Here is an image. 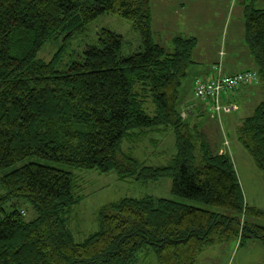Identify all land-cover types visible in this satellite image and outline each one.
<instances>
[{
	"label": "trees",
	"instance_id": "16d2710c",
	"mask_svg": "<svg viewBox=\"0 0 264 264\" xmlns=\"http://www.w3.org/2000/svg\"><path fill=\"white\" fill-rule=\"evenodd\" d=\"M108 13L132 23L137 48L124 54L122 34L89 31L91 41L77 59L60 68L65 43L80 32L86 36L89 24ZM244 19L255 65L231 72L215 62L205 76H195L192 99L183 104V80L199 64L198 39L176 35L171 45L155 39L150 0H0V171L32 159L0 177V264H139L150 249L158 264H196L216 242L256 239L264 245V209L246 202L230 140L205 119L213 112L224 120L239 109L238 91L257 87L262 100L246 105L236 137L264 176V9L247 6ZM60 37L59 50L40 58ZM246 72L256 75L253 84L218 97L196 96L199 79ZM181 110L192 114L185 118ZM167 130L175 148L167 163L150 164L124 149L144 139L161 146L154 133ZM222 142L227 147L221 152ZM71 168L140 182L171 177L174 197L105 203L97 229L76 240L68 216L81 200ZM27 202L36 211L30 220L20 208Z\"/></svg>",
	"mask_w": 264,
	"mask_h": 264
},
{
	"label": "rangeland",
	"instance_id": "374dc122",
	"mask_svg": "<svg viewBox=\"0 0 264 264\" xmlns=\"http://www.w3.org/2000/svg\"><path fill=\"white\" fill-rule=\"evenodd\" d=\"M150 5L153 11L155 39L163 41L166 45H171V39L176 33H180L177 35H185V32H187L192 36L198 37L194 59L199 61V68L194 66L189 70L181 86L182 95H184L186 90L190 89L195 78L194 73H198V70H202L207 66L211 67L215 62H222L227 71L237 69L240 64L243 66L246 63L249 64L248 57L252 58V56L245 44L244 11L247 6L264 9V0H191V2H184L183 0H150ZM166 6L170 8V14L168 15L171 18L162 16V14H166ZM101 28H109L124 36V54L137 48L139 42L134 46L131 45V41L134 42L136 36H139L132 27V23L118 14H104L89 24L86 36L83 35V31L65 43V47L61 52L62 61L60 68L70 60L77 59L84 46L91 41L87 37L90 34L89 31L91 33L96 31L97 33ZM139 40L141 41V39ZM62 45V37L48 42L39 53V57L44 59L51 58L52 54H55ZM191 99L192 97L188 100ZM261 100L257 87L244 86L235 96V102L239 106L238 110L227 113L224 120L220 119L222 113L213 112L210 115V119H208V115H206L205 119L212 126L211 130L215 131L218 127L222 135L225 133V138L227 137L230 140L229 152L241 181L246 202L250 206L264 209L263 173L236 137V123L241 122V119L246 115V105L254 106ZM147 106L152 108L153 104L149 101ZM248 109L250 110V108ZM181 112L184 113L185 118L192 114L183 110ZM216 115L218 116L216 117ZM193 119L195 122L200 121L199 117ZM168 130L172 131L171 129ZM168 130L154 133L156 134L157 142L161 139L163 143L161 146L158 145L156 147L153 143L150 144L148 139H144L136 144L126 143L124 149H132L135 155L140 156L150 164L167 163L172 154L175 153V148L171 146L174 138ZM214 140L221 142L222 138L214 134ZM224 144L227 145L228 141L225 140ZM219 145L222 151L227 147L223 145V142ZM161 150H164L165 153L162 152L160 155L158 152H161ZM29 160L32 159H26L0 171V177L11 169L29 162ZM71 171L75 175L76 192L81 200L74 206L68 216V226L76 240L83 239L97 229L96 214L98 209L105 203L116 201L125 196L141 197L154 195L167 198L174 197L171 192V177H163L157 181L147 180L140 182L121 180L114 172L99 173L93 169L80 168H71ZM2 192H4V189L0 185V193ZM23 207L26 211L25 217L27 220L35 217L36 211L29 202L22 203L20 208ZM235 242H238V240L233 238L228 241L211 244L199 254L196 264H264V247L259 243L260 241L247 239L237 249H235ZM223 244H225L224 247L219 249ZM244 249L246 250V257L241 258ZM214 250H219L220 254H217ZM139 264H158L157 256L150 249L146 254L145 252L142 254Z\"/></svg>",
	"mask_w": 264,
	"mask_h": 264
},
{
	"label": "built area",
	"instance_id": "2783aa9c",
	"mask_svg": "<svg viewBox=\"0 0 264 264\" xmlns=\"http://www.w3.org/2000/svg\"><path fill=\"white\" fill-rule=\"evenodd\" d=\"M257 77L253 72L239 73L234 76H223L217 79L211 78L206 81H202L201 79L197 80L196 83V96L200 99H205L209 96L218 97L220 92L226 91L231 87H240L243 84H253L256 81ZM235 105L224 106L223 109L225 111H229L231 109L236 108ZM218 110L220 106L216 107ZM209 110H212V106L210 105Z\"/></svg>",
	"mask_w": 264,
	"mask_h": 264
},
{
	"label": "crops",
	"instance_id": "0c3cea01",
	"mask_svg": "<svg viewBox=\"0 0 264 264\" xmlns=\"http://www.w3.org/2000/svg\"><path fill=\"white\" fill-rule=\"evenodd\" d=\"M184 2H191V0H183ZM195 1H201V0H195ZM165 9H166V14L165 15H163L162 14V16L163 17H168V18H171L168 14H170V8L168 7V6H166L165 7ZM244 24V23H243ZM245 29V28H244ZM245 31V30H244ZM186 33V35L187 34H189V33H187V32H185ZM177 34H180V33H176L174 36H176ZM189 36H192V35H190L189 34ZM197 39H198V37H197ZM248 61H249V64H245V66H243V65H241L240 64V66L237 68V69H233V70H230L231 72L233 71V72H236V71H238V70H240V69H245V68H248V67H251V66H253V65H255L254 64V62L252 61V58L251 57H248ZM199 65V64H198ZM196 66L197 68H199V66ZM211 67H206V68H204V69H202V70H198V73H194V76H198V75H203V76H205L206 75V73L209 71V69H210ZM192 84H193V82H192ZM191 88H192V85H191V87H190V89H188V90H186L185 91V93H184V95H181V102L184 104V102H187L186 100H188V99H190L191 97H192V93H191ZM190 94V95H189ZM221 149V148H220ZM221 152H222V150H220ZM263 247H264V245L262 244V242H259ZM224 245L225 244H223V246H221L219 249H222L223 247H224ZM240 247L241 246V244H240V242H239V240H238V242H235V249H237V247ZM246 249V248H245ZM243 250V254H242V256H241V258H244V257H246V254H245V251L246 250ZM214 252H216L217 254H220V251L219 250H214ZM233 264V263H232Z\"/></svg>",
	"mask_w": 264,
	"mask_h": 264
}]
</instances>
